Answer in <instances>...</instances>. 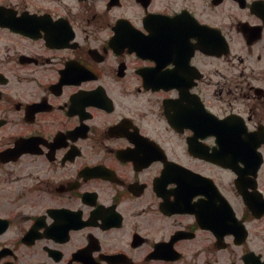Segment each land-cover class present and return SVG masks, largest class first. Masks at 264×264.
Returning a JSON list of instances; mask_svg holds the SVG:
<instances>
[{
  "label": "flooded vegetation",
  "instance_id": "flooded-vegetation-1",
  "mask_svg": "<svg viewBox=\"0 0 264 264\" xmlns=\"http://www.w3.org/2000/svg\"><path fill=\"white\" fill-rule=\"evenodd\" d=\"M0 264H264V0H0Z\"/></svg>",
  "mask_w": 264,
  "mask_h": 264
}]
</instances>
